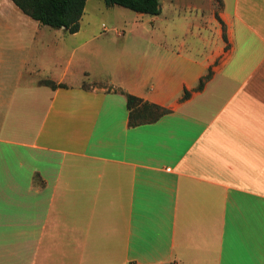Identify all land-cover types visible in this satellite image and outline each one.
Here are the masks:
<instances>
[{
    "label": "crops",
    "instance_id": "obj_1",
    "mask_svg": "<svg viewBox=\"0 0 264 264\" xmlns=\"http://www.w3.org/2000/svg\"><path fill=\"white\" fill-rule=\"evenodd\" d=\"M221 6L216 53L122 44L90 89L97 36L9 18L0 264H264V0ZM128 94L168 112L130 127Z\"/></svg>",
    "mask_w": 264,
    "mask_h": 264
},
{
    "label": "rangeland",
    "instance_id": "obj_2",
    "mask_svg": "<svg viewBox=\"0 0 264 264\" xmlns=\"http://www.w3.org/2000/svg\"><path fill=\"white\" fill-rule=\"evenodd\" d=\"M159 1L162 12L158 16L140 14L117 5L108 6L103 0L87 1L80 26L91 38L97 36L91 45L102 48L103 51L100 55L90 54L84 63L89 68V74L81 83L83 88L90 89L99 85L97 81L101 69L103 67L113 69V49L122 44L133 48L134 51L137 50L135 57L139 61L145 54L152 55L157 51L163 53L164 49L161 47L170 48L175 53L185 50L184 53L194 59L202 58L211 50L216 53L222 44V38L225 39L221 33L219 18L222 10L221 0ZM13 6L14 8L0 0V44L3 42L4 31L10 28L7 21L11 17H16L17 11H20ZM17 23L20 24V21ZM150 29H154L155 34L150 35L147 32ZM119 32L124 33L125 37L120 38ZM206 39L211 41L209 45L206 44ZM76 40L67 36L65 44H77ZM146 50L150 52L145 53ZM79 55L78 51L74 62ZM170 55L171 66L181 61L173 51ZM68 57L65 55L60 59L63 63L65 61L64 66L67 65ZM73 68L74 65L72 71Z\"/></svg>",
    "mask_w": 264,
    "mask_h": 264
},
{
    "label": "trees",
    "instance_id": "obj_3",
    "mask_svg": "<svg viewBox=\"0 0 264 264\" xmlns=\"http://www.w3.org/2000/svg\"><path fill=\"white\" fill-rule=\"evenodd\" d=\"M16 7L27 16L44 26L56 29L64 28L74 34L80 30V21L84 15L88 0H11ZM108 6H121L140 14L158 16L162 12L159 0H103ZM209 74L201 79L198 90H201ZM52 88L58 86L52 82H44ZM187 93V92H186ZM188 94V93H187ZM129 110V126L136 127L157 121L168 112L156 105L143 102L133 95H127Z\"/></svg>",
    "mask_w": 264,
    "mask_h": 264
}]
</instances>
